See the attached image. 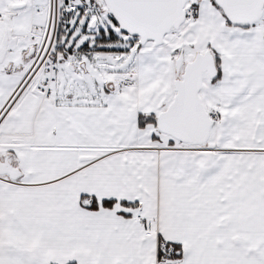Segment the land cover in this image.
<instances>
[{"label": "crops", "instance_id": "0c3cea01", "mask_svg": "<svg viewBox=\"0 0 264 264\" xmlns=\"http://www.w3.org/2000/svg\"><path fill=\"white\" fill-rule=\"evenodd\" d=\"M47 4L0 0V164L19 173L0 175V264H160L158 240L182 251L168 264H245L246 248L264 249V22L231 25L210 0L195 2L193 28L220 56L219 80L201 91L221 125L220 151L192 153L139 127L172 89L164 44H139L125 90L106 81L112 68L97 95L59 88L55 61L29 78L40 41L28 35H42ZM139 215L158 217L152 233Z\"/></svg>", "mask_w": 264, "mask_h": 264}, {"label": "rangeland", "instance_id": "374dc122", "mask_svg": "<svg viewBox=\"0 0 264 264\" xmlns=\"http://www.w3.org/2000/svg\"><path fill=\"white\" fill-rule=\"evenodd\" d=\"M42 1L46 4L47 0H42ZM196 1L197 0H188L187 5L189 8L188 10H186L187 13H186L185 21L177 30H173L168 35H166L162 43L164 44V47L168 48L169 52L171 53L170 72L172 79V89L169 92L168 102L164 106L163 110H165V108L168 106V103L172 100L174 96L173 83L175 81L180 80L185 65L191 62L196 57V55L210 53L213 57L217 72V76L213 80H210L207 75L204 76L203 87L209 81L217 82L219 80L220 56L216 52H214V50L208 45V41L206 40L204 33L200 32L199 34V32L193 28L194 26L193 21L197 15V9H198L195 4ZM212 1L213 0H210L211 4H213L214 6V2ZM49 5H50V0H48L47 10H46L47 22L49 20ZM26 8H28V6H26ZM93 20L96 21V26L95 28H90V24ZM77 22L78 24L76 25V28L75 29L72 28L71 31H69V37L65 38L64 46L57 45L55 42L53 43L52 50L50 51L51 54H49L46 61L48 62L52 59L51 61L57 62L55 65V76H56L57 86L60 88L62 86L63 81L68 80L80 85L81 92L84 93L88 92V94L90 95L92 94L97 95V91H98L97 89L98 87L103 85L104 77L110 74V73H105L104 75L103 68H107L108 71H110L112 68L111 70L112 79H106V81L108 82L111 80L112 83L111 82L108 83L110 86L116 83V87L119 90H125V88L121 89L119 85L120 82L121 84L126 83L124 82L125 80L123 79H127L126 73L122 72L121 70L130 66L134 54L139 49V43L137 39L131 38L123 34L112 22L105 9L104 11H99V13L82 15L78 17ZM258 22H264V15L262 18H259L257 23ZM257 23L255 22L251 26L254 27L257 25ZM46 28H44V30H46ZM44 30H42L41 32L43 36L41 35L40 37L37 36L35 30H33L29 34L35 37L34 39L35 41L28 39L29 42L34 43L37 42V40L40 41V46L37 50L38 53H39V49L44 43L43 40ZM25 33L23 32V34ZM52 33H54V30ZM46 49H47V45L45 46V50ZM55 52L57 54H54ZM123 53L131 54L132 55L131 61L127 63H116L115 66L113 60L118 58L117 61H119L121 54ZM110 54L112 55L109 58H111L112 60L108 61L106 56ZM52 55H55L56 57L53 56L51 58ZM37 57L38 55L32 62L33 66L29 78H32L38 71L43 72L42 70L44 68L43 67L39 68L40 62L36 63ZM179 59L181 60V63L178 62ZM46 62L43 63L44 64L43 66H46ZM200 92H201L199 93L200 103L201 101H203L201 103V106L203 107V109L205 110V112L208 114L209 118L213 122L208 141L202 146H189L185 144L181 145V143H178L175 140L166 136L164 137L165 147L168 148L170 147L174 149L179 148L181 150L191 149L192 151H194L192 153H196V152L200 153L202 150H206L211 147H213L216 151H220L219 143L217 142L218 141L217 136L219 135V127L221 125V114L219 108H215L216 105L212 102L209 103L206 102V99H204L205 98L204 92L202 91ZM200 96L202 97L203 100L201 99ZM157 115L158 113L154 115L155 119ZM150 119L154 121V118H150ZM155 131H156L155 134L157 136H163L157 130ZM176 146H178V148H176ZM149 217L154 218L156 220L155 221L156 226H158L159 223L158 217L157 216H149ZM172 247L174 248L175 253L170 260L166 261L167 264L173 261L180 260V258L182 257V251L180 249L181 257L179 259L174 258L176 254L179 253V251L176 252L177 247L174 246ZM244 262L245 264H264V249H257V247L246 248ZM160 264H162V262H160Z\"/></svg>", "mask_w": 264, "mask_h": 264}, {"label": "water", "instance_id": "95a60500", "mask_svg": "<svg viewBox=\"0 0 264 264\" xmlns=\"http://www.w3.org/2000/svg\"><path fill=\"white\" fill-rule=\"evenodd\" d=\"M188 0H101L115 26L125 35L137 39L140 45L158 46L166 35L178 29L188 10ZM231 25L247 27L259 20L264 10V0H213ZM17 8L21 5L16 6ZM93 20L90 28H95ZM178 62L181 63L179 59ZM216 78V68L210 53L196 55L185 65L180 80L173 83L174 96L169 105L155 119L156 130L175 141L202 146L210 136L213 122L200 103L199 93L203 78ZM15 180L19 173L7 163L0 164V175Z\"/></svg>", "mask_w": 264, "mask_h": 264}, {"label": "built area", "instance_id": "2783aa9c", "mask_svg": "<svg viewBox=\"0 0 264 264\" xmlns=\"http://www.w3.org/2000/svg\"><path fill=\"white\" fill-rule=\"evenodd\" d=\"M100 1L101 0H50L49 20L44 33V43L39 49L38 57L36 60V62H40L39 68H41L44 65L43 63L47 61L49 54H51L50 51L52 50L54 42L57 45H65V38L69 37V31H71L72 28H76V25L78 24V17L82 15H90L91 13H99V11H104V7L99 5ZM53 30L54 33H52ZM28 39L34 41L35 37L32 35H28ZM46 45L47 49L45 50ZM46 65L48 66V73H52L54 63L50 60L46 62ZM52 81V78L48 77L44 79L42 84L40 85L39 90L44 93L45 96H49L50 94L49 89L52 86ZM119 85L121 89L127 88L126 83L121 84L120 82ZM138 220L142 224L144 233L150 234L153 232V229H156V220L154 218L139 215ZM156 253L158 261L163 263L167 260H170L171 257L174 256L175 250L165 241L158 240L156 244Z\"/></svg>", "mask_w": 264, "mask_h": 264}, {"label": "trees", "instance_id": "16d2710c", "mask_svg": "<svg viewBox=\"0 0 264 264\" xmlns=\"http://www.w3.org/2000/svg\"><path fill=\"white\" fill-rule=\"evenodd\" d=\"M147 123L155 125V120L153 121L151 119H146L143 116H141L139 118V127L143 128L144 125H146ZM85 199H87L91 203L89 208H96L97 207V204H96L97 202L94 199H91V198H85ZM113 203H114V201H112V200L111 201H104V202H102V206L109 208V207H111L113 205ZM123 205H125V204L123 203ZM177 251H179V253H177L174 258L179 259L181 257L180 248L179 247H177L176 252Z\"/></svg>", "mask_w": 264, "mask_h": 264}, {"label": "bare ground", "instance_id": "6f19581e", "mask_svg": "<svg viewBox=\"0 0 264 264\" xmlns=\"http://www.w3.org/2000/svg\"><path fill=\"white\" fill-rule=\"evenodd\" d=\"M186 13H187V11L185 12V16H186ZM185 16H184V20H185ZM184 20H183V22H184ZM183 22L181 23V25L183 24ZM181 25H180V26H181ZM180 26H179V27H180ZM179 27H178V28H179ZM148 43H149V42H148ZM145 44H146V43H145ZM55 53H56V52H55ZM56 54H57V53H56ZM213 61H214V60H213ZM214 65H215V64H214Z\"/></svg>", "mask_w": 264, "mask_h": 264}]
</instances>
